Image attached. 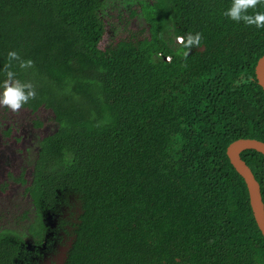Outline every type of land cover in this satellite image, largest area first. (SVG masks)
<instances>
[{"label":"trees","instance_id":"obj_1","mask_svg":"<svg viewBox=\"0 0 264 264\" xmlns=\"http://www.w3.org/2000/svg\"><path fill=\"white\" fill-rule=\"evenodd\" d=\"M121 1L0 0V81L11 70L31 83L21 109L56 123L36 136L31 179L10 174L36 215L0 225V264H21L29 241L37 252L64 193L78 205L62 264H264L247 185L227 155L239 138L264 141V28L224 16L231 0ZM189 33H200L198 47L177 41ZM9 51L31 68H6ZM241 156L264 200V154Z\"/></svg>","mask_w":264,"mask_h":264},{"label":"rangeland","instance_id":"obj_2","mask_svg":"<svg viewBox=\"0 0 264 264\" xmlns=\"http://www.w3.org/2000/svg\"><path fill=\"white\" fill-rule=\"evenodd\" d=\"M121 4H127V1L119 2ZM133 5L123 6L122 14L126 18H129V12ZM142 22L137 19H132V27L135 30L140 29ZM110 33L106 34L105 40L102 42L101 47L104 48L110 40ZM124 35V32H120L111 42L118 40ZM0 123H4L5 126H0V214L4 216V221L0 220V225H6V227H16L19 217H21V211L30 209L31 217L36 215L35 208L31 205L30 197L25 193V188L19 183L14 182L10 174L18 177L23 170H26L25 178L31 179L33 174L32 162L36 157L38 144L36 140L37 134L45 135L52 132L56 128V123L52 120V115L49 111L41 109L36 114L31 113L27 109H20L16 112L6 109V107H0ZM35 120H39L43 123L41 128L35 127ZM11 125L12 130L7 139L3 136L2 130L8 128ZM8 182V186L5 187V191L1 189V185ZM62 202L57 206L55 211L45 213V219L49 224V229L53 235L59 236L60 230L57 228L65 218L69 217L70 211L74 208V205H78L77 198L72 193H64L61 196ZM8 209V210H7ZM7 210L6 213L4 211ZM20 212V213H16ZM23 226L17 228L22 231ZM61 236V235H60ZM32 242L29 241L30 251H35ZM32 264L38 262L40 257H35Z\"/></svg>","mask_w":264,"mask_h":264},{"label":"clouds","instance_id":"obj_3","mask_svg":"<svg viewBox=\"0 0 264 264\" xmlns=\"http://www.w3.org/2000/svg\"><path fill=\"white\" fill-rule=\"evenodd\" d=\"M258 3H264V0H231L230 6L223 15L233 22H243L245 26L254 25L257 29H262L264 28V11H254L249 14V9H255ZM178 42L184 43V46L189 49L194 46L198 47L201 35L200 33H189L186 37H178ZM7 60L6 68H11L13 61L19 62L21 69H28L32 66L31 60H22L15 51L8 52ZM35 95L36 92L31 83L21 81L14 71L8 70L4 73V79L0 81V107L16 112L35 98Z\"/></svg>","mask_w":264,"mask_h":264},{"label":"water","instance_id":"obj_4","mask_svg":"<svg viewBox=\"0 0 264 264\" xmlns=\"http://www.w3.org/2000/svg\"><path fill=\"white\" fill-rule=\"evenodd\" d=\"M255 73L258 83L264 89V55L259 58L256 64ZM248 149H253L264 154V141L256 138H239L229 144L227 155L231 164L245 180L255 220L264 236V200L261 184L257 180L252 168L241 156V153ZM66 250L60 253L61 257L58 264H62L66 259Z\"/></svg>","mask_w":264,"mask_h":264},{"label":"flooded vegetation","instance_id":"obj_5","mask_svg":"<svg viewBox=\"0 0 264 264\" xmlns=\"http://www.w3.org/2000/svg\"><path fill=\"white\" fill-rule=\"evenodd\" d=\"M55 211V210H54ZM70 220L67 218L65 221L68 222ZM65 221H62V224H60L57 228L60 230V235L64 236L62 240H60L61 236H54L53 233L49 230L47 237H45L42 245L37 248V252L31 251V255L25 257L20 262L21 264H32V261L36 259L35 257H40L37 263L35 264H58L60 262V253L64 252L67 247L62 244L63 239L66 241V237L64 235V229L69 228V223H64ZM33 242V241H32ZM34 250H36V247H33ZM29 253V254H30Z\"/></svg>","mask_w":264,"mask_h":264},{"label":"built area","instance_id":"obj_6","mask_svg":"<svg viewBox=\"0 0 264 264\" xmlns=\"http://www.w3.org/2000/svg\"><path fill=\"white\" fill-rule=\"evenodd\" d=\"M177 41H178V38H177ZM179 43H181V42H179ZM167 59H169V58H167Z\"/></svg>","mask_w":264,"mask_h":264}]
</instances>
